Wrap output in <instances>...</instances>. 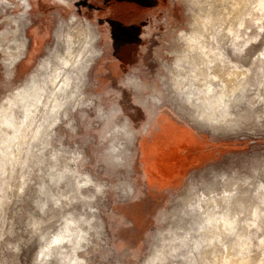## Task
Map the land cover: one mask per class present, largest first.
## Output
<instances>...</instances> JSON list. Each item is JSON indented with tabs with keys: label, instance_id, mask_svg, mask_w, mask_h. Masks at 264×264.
<instances>
[{
	"label": "rangeland",
	"instance_id": "1",
	"mask_svg": "<svg viewBox=\"0 0 264 264\" xmlns=\"http://www.w3.org/2000/svg\"><path fill=\"white\" fill-rule=\"evenodd\" d=\"M1 1L8 5L6 11L0 6V32L11 29L6 15L27 10L29 23L28 46L16 66L8 70L0 51V102L38 66L46 48L54 43L62 19L74 14L88 19L100 38L99 56L90 68L84 96L95 104L91 108L83 106L84 101L69 105L71 121L58 123L38 157L29 159L23 170L18 164L11 184L0 192V264H78L74 247L55 239L66 234L72 218H79L77 227L88 230L78 248L82 264H144L156 244L155 235L171 225L169 212L191 175L173 184L147 176L148 151L143 146L161 127L166 141L187 153L189 168L198 166L192 172L196 188L215 176L252 175L255 169L260 172L257 178L264 180V62L258 60L264 50V8L257 4L259 0H250L242 10L234 44L231 38L218 39L227 63L249 69L239 78L245 87L233 95L238 101L233 110L256 132L240 137L214 135L193 124L174 102L169 67L174 68L178 56L184 55L179 32L188 31L193 21L185 0ZM235 1L212 0L210 7L204 1L195 9L212 7L227 18L228 12L235 11ZM228 22L215 30L222 31ZM195 67H189L193 68L190 72ZM132 80L135 88L128 82ZM177 103L182 104L179 99ZM126 124L134 131L132 139L119 131ZM75 150L81 152L78 160L71 157ZM54 153L60 158L58 167H54ZM68 160L78 165L74 166L78 172L55 170ZM88 173L94 183L81 193L77 179ZM192 216L188 218L191 224L184 222L182 229L172 223L176 235L190 227L192 237L202 222L197 212ZM254 251L259 255V250ZM257 261L264 262V254Z\"/></svg>",
	"mask_w": 264,
	"mask_h": 264
},
{
	"label": "bare ground",
	"instance_id": "2",
	"mask_svg": "<svg viewBox=\"0 0 264 264\" xmlns=\"http://www.w3.org/2000/svg\"><path fill=\"white\" fill-rule=\"evenodd\" d=\"M204 1L211 6L212 0H185L193 21L188 31L179 32L178 40L186 48L184 55L178 56L174 68L169 67L174 102L193 124L214 135L240 137L241 134L254 133L253 126L243 121L242 114L236 115L233 108L238 101L232 99L238 90L244 89V81L239 78L249 69L227 63L225 50L218 44L220 38L222 41L231 38L232 44L239 38H236L238 21L250 0H236L235 11L228 12L227 18L223 13L217 15L212 7L207 8L208 11L203 8L196 10L195 7ZM23 3L25 6L26 1ZM257 4L264 8V0ZM7 5L8 2H0L2 11H6ZM26 14L27 10L19 15H6L11 29L0 32L2 61L8 70L22 59L28 46ZM227 19V27L216 31L215 27ZM99 38L96 25L88 19L76 14L62 19L55 31L54 43L46 48L38 66L0 102V192L11 184L10 177L18 164L23 170L29 159L38 157L42 146L49 143L53 129L55 131L61 125L58 123L71 121L69 105L77 106L84 101L82 105L91 108L95 104L94 101L88 103L84 96L90 68L99 56ZM258 60L264 62V50ZM193 65L196 67L190 72L189 67ZM80 83L79 89L77 85ZM175 97L182 104H178ZM123 130L120 128L119 131ZM80 156L81 152L76 150L71 155L76 160ZM59 159L54 153V167H58ZM66 162L65 168L55 170H61L63 174L71 173V170L78 172L79 169L74 168L77 164L73 165L71 160ZM259 174L255 169L252 175L215 176L196 188V184H192L195 178L192 173L180 199L176 204L173 201L175 207L169 212V217L180 229L184 228V222L191 224L188 218L194 211L202 222L192 237H189L190 227L179 236L172 223L167 229H159L152 254L144 264H255L257 258L264 254V180L257 178ZM84 176L77 179L76 188L81 193L94 183L89 173ZM22 177L25 181V175ZM95 185L100 189L99 184ZM79 221V218L70 219L69 230L55 239L59 244H71L77 263L82 264L84 259L79 256L78 248L87 239L88 230L77 227ZM254 247L259 250V255L256 251L253 253Z\"/></svg>",
	"mask_w": 264,
	"mask_h": 264
},
{
	"label": "crops",
	"instance_id": "3",
	"mask_svg": "<svg viewBox=\"0 0 264 264\" xmlns=\"http://www.w3.org/2000/svg\"><path fill=\"white\" fill-rule=\"evenodd\" d=\"M161 128L156 130L154 139L143 146V150L148 151L147 160L149 159L145 172L158 183L166 180L168 184H173L182 179L186 180L198 166L189 168L187 153L180 146H176L175 142L166 141Z\"/></svg>",
	"mask_w": 264,
	"mask_h": 264
},
{
	"label": "flooded vegetation",
	"instance_id": "4",
	"mask_svg": "<svg viewBox=\"0 0 264 264\" xmlns=\"http://www.w3.org/2000/svg\"><path fill=\"white\" fill-rule=\"evenodd\" d=\"M134 88H135V86H134V82H132V81H128ZM146 102V101H145ZM144 102V103H145ZM123 134H125V136H127V137H129V138H131L132 139V137H133V135H134V131H133V129H130L129 127H128V125L126 124V126H125V128H124V130H123Z\"/></svg>",
	"mask_w": 264,
	"mask_h": 264
}]
</instances>
